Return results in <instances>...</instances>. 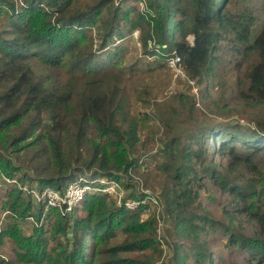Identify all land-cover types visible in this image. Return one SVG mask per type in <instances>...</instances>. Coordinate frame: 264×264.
<instances>
[{
    "label": "trees",
    "instance_id": "16d2710c",
    "mask_svg": "<svg viewBox=\"0 0 264 264\" xmlns=\"http://www.w3.org/2000/svg\"><path fill=\"white\" fill-rule=\"evenodd\" d=\"M256 20L254 0H0V246L11 242L16 264H157V216L143 217L153 194L132 186L119 201L95 182L121 181L140 160L132 155L139 124L127 117V66L116 41L139 29L145 54L162 67L180 55L206 95L228 82L217 75L216 51L231 41L243 55L237 68L246 66L249 96L264 100V28L253 38ZM174 117L160 114L174 133L155 155L165 180L155 205L161 201L186 241L174 243V264H212L203 237L210 228H224L230 246L264 264V113L248 132L213 121L178 128ZM220 155L224 167L215 160ZM198 166L232 195L227 221L198 202ZM82 177L93 190L70 210L29 192L64 193ZM128 199L138 200L137 208L127 207ZM240 215L259 222L257 231L245 232ZM119 232L124 237L115 242ZM0 264L10 261L0 254Z\"/></svg>",
    "mask_w": 264,
    "mask_h": 264
},
{
    "label": "rangeland",
    "instance_id": "374dc122",
    "mask_svg": "<svg viewBox=\"0 0 264 264\" xmlns=\"http://www.w3.org/2000/svg\"><path fill=\"white\" fill-rule=\"evenodd\" d=\"M118 3L122 0H116ZM143 3V2H142ZM143 5V4H142ZM254 9L256 13V24L254 26L253 38L256 37L264 28V0H254ZM140 30L134 29L123 38L116 41L120 57L124 60L126 69V81L124 87L128 103L125 109L128 112V119H136L139 124L136 150L132 155L138 158L139 165L132 170L130 175L125 176L119 182L118 197H129L133 193V188L152 193L153 200L146 198L149 208L143 214V217L155 214L158 220L157 239L161 242V254L157 256V264H174L173 253L174 243H185V239L180 237L174 231L172 220L167 216L164 205L160 201V207L156 206V201L161 197V191L164 185V174L159 167V158L156 157V151L161 147V139L172 136L163 127L159 116L179 115L174 117L179 124L197 125L199 122L213 121L222 129L239 128L245 132L255 127L257 115L264 113V100L255 99L249 96L247 89L248 80L245 77L244 65L237 68L241 63L243 55L238 53L232 46V42H224L216 51L217 63L215 69L217 75H223L225 86L215 85L208 87L209 95L201 93V87L194 91L189 83L183 79H176L164 63V66L158 65L156 57H149L142 50L139 42ZM188 39L193 42V36ZM213 82V79H209ZM185 96L183 99L180 96ZM247 95H246V94ZM194 98V99H193ZM145 100L150 101L148 105ZM191 113V114H189ZM257 114V115H256ZM192 115V119L188 118ZM127 126V123L124 124ZM16 159V158H14ZM215 160L221 163V167L226 165L225 157L216 156ZM264 163V159L261 160ZM27 169V167H25ZM200 176L193 181L199 191L198 202L205 210H209L211 217L216 220L227 221L225 211L234 208L233 197L228 192L223 191L220 186L209 176L207 168L198 166ZM245 178H251L252 174L242 168ZM90 174H88L89 176ZM242 179V177H240ZM96 183L107 180L105 177H97ZM15 181V180H14ZM127 183H133L128 185ZM84 185H87L83 182ZM109 184L116 185L115 182ZM114 195H116V191ZM156 204V205H155ZM243 230L248 234H253L259 228V222L250 220L245 215H240ZM24 229L30 233L33 228L25 224ZM49 231V226H48ZM124 234L119 232L115 242H120ZM203 237L208 241V249L214 255L212 264H258L250 258L247 251L237 249L228 244V237L225 235L224 228H210ZM63 239V238H62ZM56 241L50 239L49 248L55 247ZM173 245V246H171ZM0 254L6 257L10 264H16L13 246L9 240H5L0 246ZM198 264L191 259L186 264Z\"/></svg>",
    "mask_w": 264,
    "mask_h": 264
},
{
    "label": "built area",
    "instance_id": "2783aa9c",
    "mask_svg": "<svg viewBox=\"0 0 264 264\" xmlns=\"http://www.w3.org/2000/svg\"><path fill=\"white\" fill-rule=\"evenodd\" d=\"M166 63L171 69L176 79H183L187 81L189 85L192 87V89L194 91H197L198 89L197 83L195 80L190 79L188 77L186 72V67L180 55L174 53L173 55L167 58ZM84 181H88V180L82 177L79 178V180L70 182L64 193H61L60 191L55 190L52 187H46L43 190H37L33 188L29 190V192L33 195L34 199H37L39 201H47L48 204L52 206H62L63 204H67V209L70 210L79 203H81L87 191L93 190V187L90 186V184L85 182L87 185H84L83 184ZM100 182L101 183L97 188L98 190L105 193H109L111 195H114L115 192L113 191H116L117 194L114 196H117L118 200L121 201L122 197H118L119 182L117 180L107 179L105 181L101 180ZM111 182H115L116 185L109 184ZM24 189L27 188L24 187ZM139 203L140 202L138 200L128 199L125 204L129 208L135 209L137 208Z\"/></svg>",
    "mask_w": 264,
    "mask_h": 264
}]
</instances>
